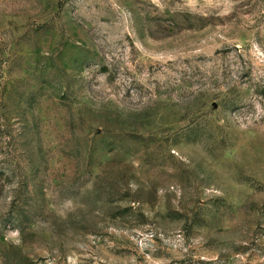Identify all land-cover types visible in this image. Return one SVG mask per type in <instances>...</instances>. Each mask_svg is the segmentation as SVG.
<instances>
[{"label":"rangeland","instance_id":"1","mask_svg":"<svg viewBox=\"0 0 264 264\" xmlns=\"http://www.w3.org/2000/svg\"><path fill=\"white\" fill-rule=\"evenodd\" d=\"M0 264H264V0H0Z\"/></svg>","mask_w":264,"mask_h":264}]
</instances>
